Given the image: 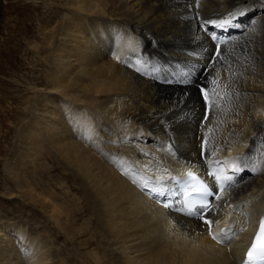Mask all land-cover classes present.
Masks as SVG:
<instances>
[{
	"label": "bare ground",
	"instance_id": "obj_1",
	"mask_svg": "<svg viewBox=\"0 0 264 264\" xmlns=\"http://www.w3.org/2000/svg\"><path fill=\"white\" fill-rule=\"evenodd\" d=\"M41 3L27 41L41 67L17 97L1 192L93 248L66 257L4 210L0 264H245L264 214V0ZM188 169L218 192L210 226L171 192Z\"/></svg>",
	"mask_w": 264,
	"mask_h": 264
},
{
	"label": "rangeland",
	"instance_id": "obj_2",
	"mask_svg": "<svg viewBox=\"0 0 264 264\" xmlns=\"http://www.w3.org/2000/svg\"><path fill=\"white\" fill-rule=\"evenodd\" d=\"M41 1L42 0H0V211L3 212L4 210H9L14 215H21L28 219L29 224L35 230L39 229L38 231L48 232L53 238L57 240L58 243L62 245L64 254L67 257L70 254L74 255L76 249L78 248V250L83 252V254L85 253L84 251L88 253L93 248V245H91L92 242L89 243L90 245L87 244L89 246H82V244L79 246L77 244L79 240H74V242L70 236L68 237L64 230L60 229L50 217V212L43 211L39 207L25 202L16 193L11 197H7V195L1 192V185L4 183L3 177L5 173L2 169V161L9 157L7 146H9L11 139L10 129L13 128L14 119L16 118L14 117L15 108L19 104L17 97L23 95L24 93H30V90H25L24 86H26L25 84L29 81L34 80L33 77L35 73L37 74L38 69L41 67L40 64L31 60V54L27 49V41L30 40V38L37 39L35 28L32 27V24H29L28 26V15L30 14L29 11L32 10L31 6L39 5L38 12L40 11L45 13L44 11L47 10V8L44 7V5H41ZM50 9L56 10L55 6H52ZM59 16L58 18H61L63 15L60 14ZM12 82L19 86H13ZM41 87V85H38V88ZM152 142L153 141L151 140L149 141V143ZM160 143L164 144V142ZM47 159L48 158L45 159L47 166L52 168L53 162L51 160L47 161ZM131 166L128 167L127 170L136 172L137 166L133 165L132 168ZM56 174H59V169H50L49 175H51L52 178L56 177ZM62 178L63 180H67L66 176H63ZM65 182H67V184L69 183L68 181H64L60 187L58 183L56 184L55 180L52 183L49 181V178H46L47 186H50V190H53L58 194H63L62 192L66 190V187H64V189L62 188L64 185H66ZM57 186L61 189L57 188ZM251 198L252 197H249L248 200V203L250 204L252 203V200H250ZM78 201L81 202L80 199ZM74 218L77 219V221L75 219L77 223H80L84 221L86 217L83 213L76 215ZM228 230L230 232V227ZM83 238L84 237H82L80 240L84 241ZM63 241L65 242L63 243ZM87 259L90 264H95L91 258ZM69 260H71V258ZM71 261L74 262L73 264L83 263L82 260L78 261V259H72Z\"/></svg>",
	"mask_w": 264,
	"mask_h": 264
},
{
	"label": "snow or ice",
	"instance_id": "obj_3",
	"mask_svg": "<svg viewBox=\"0 0 264 264\" xmlns=\"http://www.w3.org/2000/svg\"><path fill=\"white\" fill-rule=\"evenodd\" d=\"M215 83V81H214ZM208 98V93L205 92V99ZM209 175H213L212 173H209ZM188 177L190 178L191 182L189 183L188 187L185 189V196L187 198L191 197V193L195 192L199 195V201L198 202H192L187 205L189 213L192 214L193 209L196 210V212L199 213L200 218L204 221L206 225H211L213 221H210L206 218L207 214L211 211V207L208 201V197L211 196L213 193L209 191V188L207 185H205L201 180H199L194 173L189 172ZM163 194V193H161ZM219 199V197H216ZM165 208L170 207L168 203H164L163 205ZM260 228L261 231L264 232V219L260 222ZM229 230H224V234L227 235ZM259 238V234H258ZM213 239H217V237H213ZM256 248L255 243L253 244V249ZM253 249L249 250L248 253V260L249 262H255V264H264V247H262L256 255H253Z\"/></svg>",
	"mask_w": 264,
	"mask_h": 264
}]
</instances>
